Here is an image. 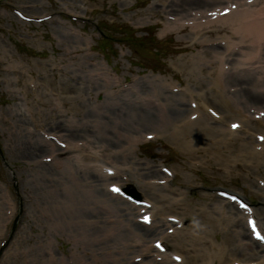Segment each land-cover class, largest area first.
<instances>
[{
    "label": "rangeland",
    "instance_id": "374dc122",
    "mask_svg": "<svg viewBox=\"0 0 264 264\" xmlns=\"http://www.w3.org/2000/svg\"><path fill=\"white\" fill-rule=\"evenodd\" d=\"M160 3L167 7L170 0H0V264H168L165 260L144 262L131 258L142 250L139 242H144L147 255L154 259L156 250L152 242L162 240L163 234H171L165 229L167 226L174 232L185 226L201 228L206 240L227 250L223 261L204 258L206 264L248 259L234 252V248L240 251L236 247L237 236L225 224L209 225L207 212L217 209L225 216H239L242 225L244 217L253 216L264 232V123H255L257 119L264 120L258 113L264 111V95L256 89L258 86L243 93L229 90L237 87L234 82L243 76L238 74L253 69L246 57L251 46L239 37L242 35L219 28L222 20L213 21L190 37V26L175 23L187 21L181 18L189 12L185 10L186 14L175 20V13L168 8L157 12ZM249 5L254 8L259 3ZM85 21L89 25L82 29ZM95 22L101 31L115 35L127 26L136 39L130 40L132 44L124 41L123 46L112 43L115 52L108 51L106 61L102 52L89 49L98 37ZM169 22L180 29L167 28ZM201 40L209 43L203 46L206 41ZM214 40H229L242 46L240 53L233 50L230 57L240 66L238 70L244 72L236 73L237 77L211 73L219 71L222 61L228 65L226 59L216 61L217 55L224 51L221 44L212 45ZM104 46L108 48L107 42ZM260 55L264 59L262 51ZM206 59L213 60L211 66L205 64ZM187 65L196 70L188 71ZM199 66L205 71L199 72ZM133 94L135 104L144 107L148 115L121 127L126 134L116 143L105 139L102 125L81 124L93 112L109 107L111 102L104 99L117 101V95ZM194 103H200L201 108L196 111ZM193 111L194 117L184 121ZM256 115L258 118H254ZM19 117L24 123L17 128ZM60 121L86 128L80 130L86 137L71 136L72 143L78 142L76 149L71 147L67 151L54 141L56 149L43 151L41 155L51 158L49 154H54V157L46 165L52 178H42L38 168L26 167L24 158L12 144L16 141L18 149L24 148L27 132L40 139L47 138L51 130L44 122ZM231 121L240 127H232ZM183 122L189 126L177 128ZM59 128L56 135L67 144L66 128ZM206 130L223 139L245 136L248 145L252 143L255 150H261L255 158L260 161L258 166L250 168L238 160L228 165L221 154L210 149L211 135ZM182 133L192 145L194 137L199 136L198 147L189 149L191 145L176 140ZM146 134L154 136L148 139ZM130 135L137 136V140L130 142ZM19 137H23L22 142ZM102 144L108 145L107 148L97 151V158L90 157V151L98 150L96 145ZM120 147H125V155L110 150L117 151ZM57 152L64 153L56 155ZM67 155L70 156L67 161L58 163ZM71 155L81 156L80 166L85 173H79V179L82 181L87 176L99 179L102 182L97 185L99 189L85 184L75 187L71 176L75 160ZM85 162L96 163L97 171L86 167ZM132 163L141 170L127 169ZM57 165H62L61 169L55 170ZM106 166L117 168L113 179H103ZM111 182L123 188L127 184L137 187L142 199L150 204L144 209L153 218L155 229L133 247L125 245L133 244L139 237L124 231L119 224H114L117 234L104 236L103 226L80 222L83 217L110 214V208L88 212L87 199L94 195L104 197L108 204L113 205V201L119 204L118 196L109 198L107 194L106 184ZM46 189L53 192L52 197L44 196ZM219 190L241 196L250 212L246 216L236 209L227 212L226 205L231 203L218 195ZM79 194L85 200L82 207L77 203ZM159 194L166 195L165 206L156 202ZM138 213L133 207L134 221ZM168 216L179 222L170 223ZM134 221L130 222L131 226L135 225ZM184 233L177 239L168 237L163 241L166 253H179L175 244L188 239ZM186 246L192 247V241ZM168 260L171 261L170 257ZM259 262L255 255L252 264H262ZM194 263L186 257L183 264Z\"/></svg>",
    "mask_w": 264,
    "mask_h": 264
},
{
    "label": "bare ground",
    "instance_id": "6f19581e",
    "mask_svg": "<svg viewBox=\"0 0 264 264\" xmlns=\"http://www.w3.org/2000/svg\"><path fill=\"white\" fill-rule=\"evenodd\" d=\"M218 0H179L177 3H169L167 7L170 8V10H173L180 14L181 12L185 11L186 9H198L201 8L204 5H208L210 3H216ZM258 13L259 15L255 16V14ZM263 13V10H255V11H249V10H241L234 15L236 17L231 18L227 22V28L230 29V31L233 32H238L240 30H245L251 38V41L254 43H259V44H264V19L260 17V14ZM226 18H229V14L225 15ZM247 20H251L247 21ZM233 21H237L238 23L233 24ZM202 26L200 24H194L193 29L195 32H197ZM255 55H256V50H255ZM253 56V53L251 54ZM209 63L211 61H208ZM259 69L257 71H248L245 74H238V75H243L237 77L240 79L237 81L235 84L237 85L236 91L239 93L251 91V88H254V86H260L263 87V92L264 95V59L259 61ZM229 68L226 69V71L221 72V69H219V73L214 72L216 75L224 73L226 76H233L236 77V73H238V69L233 65L228 66ZM188 71H195L196 69L191 66L187 65ZM198 68V67H197ZM199 71H205V69L200 68ZM187 72L184 71V74ZM248 76V77H245ZM254 79V80H253ZM153 94V93H152ZM156 95V94H153ZM251 95H254V92H252ZM158 96V95H156ZM258 96H261L260 94ZM107 97V96H106ZM257 97V95H256ZM109 98V97H107ZM115 98H118L117 101L113 100H107L104 99L106 102H111L109 107L106 109H98L96 112H93L92 116H88L87 119H84L81 124L83 126H94V125H102L104 129V134H105V139L109 143H116V140L119 139L120 136L126 134L125 128H121L123 126H126L127 124H133L139 119H142L143 117H147L148 113L143 111L146 110L144 107L140 106V104L136 105L134 102V98H136V95L133 94L131 97L128 96H120L117 95ZM261 103V102H258ZM176 104V103H174ZM200 106L201 104L198 103ZM179 109H182L181 106H178ZM94 109V108H93ZM67 114V113H66ZM60 116L59 114H57ZM79 121V120H78ZM24 123V120L22 118H18L16 121V126L17 128L21 127V125ZM255 123H260L261 125L264 123L263 119L256 120ZM61 124V125H59ZM44 125H48V128L52 131L56 129L57 127H60L59 129L66 128L67 132V137L69 143L72 144L70 138L73 135H79L82 136L83 139H85L84 134H80V130H86V128L80 127L78 124H68L64 121L52 123V122H44ZM25 126V124H24ZM179 129H183L186 126H189V123L183 122L179 125H177ZM25 128H27L25 126ZM118 128V129H117ZM89 131L92 129L89 128ZM199 130L198 132H200ZM208 134L211 135L210 140V149L213 151H216L217 153L221 154L224 158L225 161L228 165L231 164V161L233 163H236V161L242 162L243 165L248 166V167H254L258 166L260 161L255 160L257 157L258 153L260 151L255 150V148L251 145H248V142L246 140L245 136L238 135V137H233L223 139V138H218L215 134V132L206 130ZM54 132H57L55 130ZM53 134L52 132H50ZM114 133L115 135L113 137H110L109 134ZM185 133H182V135H179L176 140L180 141L181 143H185L189 146V149L194 146L195 148L198 147L199 144V136L194 137V143L193 145L190 143L191 141L188 140V138L184 137ZM217 137V138H215ZM36 138L38 140H36ZM212 139V140H211ZM23 137H19V142H22ZM129 140L135 141L134 136H130ZM188 140V141H186ZM41 139L36 137L35 135L29 134L28 132L25 135L23 143H26V146L23 148L21 147L18 149L16 145V141L13 142L12 146L15 150L19 151V154L22 155V158H24V164L26 167H29L30 169H37L38 172H40V175L42 178H48L51 179L52 175L49 174V168H47L46 165L47 163H41L37 161V157L41 156H46L41 155L43 151L54 149L53 146H51L48 143H41ZM99 149L96 151L102 152L107 148L108 145L102 144V145H96ZM112 152L120 154V155H125L124 149H119L117 151H113L110 149ZM192 150H197V149H192ZM96 151H92L94 153H97ZM95 157H97V154H95ZM62 165H57L54 169H61ZM133 167L137 168L139 171L141 170L140 166L136 165V163H132L129 165L127 169H132ZM45 168V170H44ZM83 168H80V166H77L76 168H73L71 170V176L74 181L75 187L80 188L82 184H85L89 186L90 188L96 190L98 188L97 185L102 184L99 179H95L92 176H87L85 177L82 181L79 179V173H85ZM117 170V168H116ZM118 171V170H117ZM31 176L32 173H31ZM35 177L37 174L34 175ZM105 178H112V177H106L103 176V179ZM99 189V188H98ZM93 190V193L96 191ZM155 193V192H154ZM107 194H109L107 192ZM53 192L49 189H46V194L44 195L45 197H52ZM110 195V194H109ZM111 196V195H110ZM158 199L156 202L161 203L162 205L165 206V203L163 200H166V195L164 194H159L157 195ZM89 202L88 208L89 211H95L96 209H106V201L104 197H100L98 195H94L90 198H88ZM84 198L81 194L78 195V201L77 203L80 204V207H82V203L84 202ZM174 205V204H173ZM175 206V205H174ZM226 207H228L227 212H235V208L233 207L232 204H227ZM112 210V215H91L89 217H83L80 219V222H83L86 225H92V226H103L104 227V236L107 235H113L117 234L118 231L115 230V223L119 224L124 231H130L135 233L136 235L139 236V239L135 241H144V239L147 237V235L150 233L152 229L155 228L153 226L151 229L144 228L145 226L135 223L134 226L130 225V222L133 221V217H131L132 213V206L125 202L124 200L119 201V204L115 203L113 201V205H111ZM222 215V216H221ZM207 219L208 223L210 226H219L221 223L225 224L228 229L237 237V246L240 251H237L236 248H234V252H239L242 255H244V258L248 259H254V256L256 254H259V251L262 249L260 243L258 241H255L251 239L249 242H245L246 237H248L249 233L244 230V225H242V221L240 217H230V216H225V214L217 209H212L209 212H207ZM114 221V222H113ZM110 222H113V224H110ZM182 230L185 229H178L174 234H167L163 236L164 239L168 237H173V236H181ZM203 231L201 228L199 229H193V228H188V233H187V238L188 239H183L180 242L179 246H176L177 250L180 253V256L183 259L191 258L195 261L194 264H206L204 258H216L219 261H223L224 257L226 256V251L224 247H216L214 246L213 242L206 240V237L204 235H199L197 232ZM192 241V248L191 247H185L187 245V242ZM131 244H126L125 247H130ZM141 246H144L145 243H141ZM224 249V250H223ZM190 251H193L192 253H189ZM140 252V251H139ZM144 253V252H143ZM142 253V254H143ZM138 254V253H137ZM141 254V253H139ZM259 256V255H258ZM260 257V256H259ZM258 257V258H259ZM165 259V258H164ZM201 260V262H200ZM231 261L226 262L225 264H234L236 261ZM197 261L199 263H197ZM248 262L251 260H247ZM244 261V262H247ZM239 262V261H237ZM242 262V261H240ZM259 263L264 264V259H261ZM220 264V263H219ZM251 264V263H248Z\"/></svg>",
    "mask_w": 264,
    "mask_h": 264
},
{
    "label": "snow or ice",
    "instance_id": "6c2138e0",
    "mask_svg": "<svg viewBox=\"0 0 264 264\" xmlns=\"http://www.w3.org/2000/svg\"><path fill=\"white\" fill-rule=\"evenodd\" d=\"M233 127H238L237 125H234ZM114 191H118V189H113ZM252 223V222H250ZM253 229H254V232H255V226L253 224ZM256 234V238L257 239H261V240H264V236H261L258 232L255 233ZM157 247H159V245H157Z\"/></svg>",
    "mask_w": 264,
    "mask_h": 264
}]
</instances>
